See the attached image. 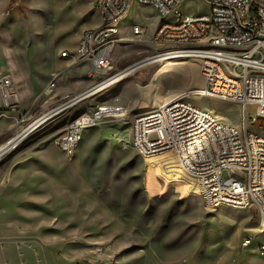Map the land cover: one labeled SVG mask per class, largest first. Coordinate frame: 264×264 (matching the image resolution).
<instances>
[{
    "label": "rangeland",
    "instance_id": "1",
    "mask_svg": "<svg viewBox=\"0 0 264 264\" xmlns=\"http://www.w3.org/2000/svg\"><path fill=\"white\" fill-rule=\"evenodd\" d=\"M94 1L11 0L2 9L0 74L12 81L17 101L6 109L0 99V146L66 102L64 96L73 98L93 84L75 62V52L81 32L100 22ZM184 4V12H209L199 0ZM158 22L150 6L131 9L104 78L158 53L151 43ZM134 25L143 29L140 39L131 33ZM63 52L73 57L62 58ZM170 62V75L154 76L167 61L135 70L53 116L0 158L1 187H8L0 197V264H264V253L257 252L264 245V226L255 209H206L182 183L147 167L132 148L136 115L205 86L198 61ZM53 68L57 71L51 73ZM55 73L53 93L42 96ZM115 99L126 112L84 130L74 157L55 147L52 139L75 118L101 104L116 105ZM188 99L218 120L240 126L236 103ZM141 103L147 108L140 109ZM254 111V106L246 109L247 127L264 137V119L251 124ZM20 115L23 122L17 123ZM245 238L252 240L243 249Z\"/></svg>",
    "mask_w": 264,
    "mask_h": 264
},
{
    "label": "built area",
    "instance_id": "2",
    "mask_svg": "<svg viewBox=\"0 0 264 264\" xmlns=\"http://www.w3.org/2000/svg\"><path fill=\"white\" fill-rule=\"evenodd\" d=\"M185 1L96 0L100 25L81 32L75 52V62L84 67L85 77L93 84L73 98L65 96L66 102L47 112L58 109L49 119L118 81L112 79L120 72L104 76L112 68L114 49L121 41L120 25L135 5L150 6L159 18L151 37L159 48L155 57L198 61L205 86L136 115L131 122L132 148L147 167L154 165L168 174L167 181L182 183L186 193L199 197L206 209H255L264 226V137L248 129L246 116L247 107L254 106L251 124L264 119V0H199L209 8L206 14L182 11ZM131 33L140 39L143 29L134 25ZM61 57L73 55L63 52ZM56 80L53 75L42 96L53 93ZM191 95L236 103L241 108L240 126L222 122L192 104ZM0 99L6 109L17 101L12 81L2 74ZM118 102L98 105L75 118L52 139L55 147L67 158L74 157L84 130L126 112ZM19 122H23L22 115ZM35 123L10 138L5 144L11 149L0 158L16 150L38 128ZM251 240L245 238L241 247L247 248ZM257 252L264 253V245Z\"/></svg>",
    "mask_w": 264,
    "mask_h": 264
},
{
    "label": "bare ground",
    "instance_id": "3",
    "mask_svg": "<svg viewBox=\"0 0 264 264\" xmlns=\"http://www.w3.org/2000/svg\"><path fill=\"white\" fill-rule=\"evenodd\" d=\"M163 61H164V58H162L160 56H156V57L154 56V57L146 58L144 60H141V61H139V62L131 65L130 67L124 69L123 71H121L115 78L112 79V81H117V80L119 81L122 78H124L125 76H128L129 74H131L132 72H134L135 70H138L140 68L146 67L147 65H151V64H154V63H157V62H163ZM165 65L166 66H170V65H174V63H172L170 61H167V64H165ZM160 67L161 66H159L157 68L156 73L154 75V76H156V78L159 77V76H161V75H166L168 72H170L168 70V68H165L164 69L163 67H161V68ZM168 74L170 75V73H168ZM67 105H68V103H67ZM57 112H58V109L53 110L46 117H48L50 115L52 116V115L56 114ZM113 115L115 116V115H118V114L116 113V114H113ZM9 149H11V145H7V144L1 145L0 146V155L3 154L4 152L8 151Z\"/></svg>",
    "mask_w": 264,
    "mask_h": 264
},
{
    "label": "crops",
    "instance_id": "4",
    "mask_svg": "<svg viewBox=\"0 0 264 264\" xmlns=\"http://www.w3.org/2000/svg\"><path fill=\"white\" fill-rule=\"evenodd\" d=\"M10 1H11V0H0V16H3L4 12H2V9L6 6V3L8 4ZM95 1H96V0H95ZM95 1H94V5H95ZM95 8H96V6H95ZM99 25H100V22H98V23H96V24H93L91 28H86V29H94V28H97ZM84 30H85V29H84ZM79 37H80V36H79ZM78 40H79V38L77 39V42H78ZM62 58H63V57H62ZM73 61H74V60H72V61H70V62H67L66 65H65V67H68L69 65L73 64ZM179 64H182V63H179ZM83 68H84V67H83ZM163 68L165 69V68H166V65H164ZM55 71H57V69H54V68H53V70L51 71V73H53V72H55ZM53 75H57V73H55V74H53ZM53 75H52V77H53ZM51 79H52V78H51ZM88 87H89V86H87V87L84 88L83 90L87 89ZM83 90H82V91H83ZM64 97H65V96H64ZM139 106H140V107H139L140 109H141V108H147V107H146V103H141ZM150 110H152V109L150 108ZM147 111H149V110H146V111H144V112H147ZM144 112H142V113H144ZM142 113H140V114H142ZM6 188H8V187H1V182H0V197H1V195L4 194Z\"/></svg>",
    "mask_w": 264,
    "mask_h": 264
},
{
    "label": "water",
    "instance_id": "5",
    "mask_svg": "<svg viewBox=\"0 0 264 264\" xmlns=\"http://www.w3.org/2000/svg\"><path fill=\"white\" fill-rule=\"evenodd\" d=\"M49 113H46L45 115H43L41 118H39L37 121H36V123H35V127H39L41 124H43L44 122H46L50 117H51V115L50 116H48V117H46L47 115H48Z\"/></svg>",
    "mask_w": 264,
    "mask_h": 264
}]
</instances>
